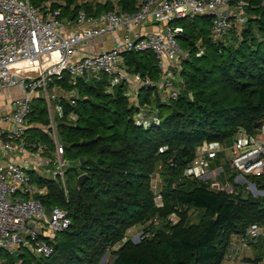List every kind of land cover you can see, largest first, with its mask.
I'll list each match as a JSON object with an SVG mask.
<instances>
[{"label":"trees","instance_id":"obj_1","mask_svg":"<svg viewBox=\"0 0 264 264\" xmlns=\"http://www.w3.org/2000/svg\"><path fill=\"white\" fill-rule=\"evenodd\" d=\"M146 1L30 0L42 10L49 2L68 17L80 9L94 16L113 9L132 13ZM246 1L251 16L241 32L232 30L219 41L210 34L211 15L172 21L182 26L177 42L187 52L171 69L178 75L174 99L163 101L154 86L142 85L136 104L129 100L125 81L112 84L105 74L90 77V83L80 77L72 84L67 74L52 80L51 87L78 91L74 104L59 99L61 110L55 115L66 163L64 183L58 174L28 173L44 189L35 197L45 208L65 210L70 223L45 237L52 254L27 260L21 254L23 264H100L107 251L112 259L103 264H225L234 234L243 235L252 224L264 226V194L254 203L253 194L233 182L236 172L225 178L231 167L228 161L221 164L222 153L212 165H224L217 179L233 184V191L212 189L209 180L185 174L203 142L228 144L240 129L253 135L264 125L254 127L264 121V0ZM123 64L130 76H160L150 50L124 53ZM28 124L29 147L43 143L44 154L50 155V117L40 96L31 102ZM155 172L161 179V207L153 200ZM82 173L86 178L78 188ZM251 180L264 190V175ZM244 191L247 200L240 198ZM192 212L197 221L191 220ZM134 226L139 228L132 232ZM138 232L140 238L133 242ZM263 236L252 245H261L259 253L245 259L251 264H264ZM0 259L15 264L7 249L0 251Z\"/></svg>","mask_w":264,"mask_h":264},{"label":"built area","instance_id":"obj_2","mask_svg":"<svg viewBox=\"0 0 264 264\" xmlns=\"http://www.w3.org/2000/svg\"><path fill=\"white\" fill-rule=\"evenodd\" d=\"M44 6L42 10L30 0H0V93L12 88L20 93L11 98L9 111L0 110V121L8 123L7 126L0 124V250L10 252L18 248L21 253L23 243L28 241L37 255L49 256L53 252V245L45 237H53L67 228L70 218L59 207L51 208L46 213L40 199L35 197L36 185L30 180L28 170L37 173L42 168L49 170L52 175L58 174L64 183L66 163L57 130H51L52 121L48 126L49 135L51 140V133L57 138L52 140L50 155L44 154L47 146L43 143L33 144L34 149L29 147L25 133L33 98H43L48 114L54 113L55 116L61 110L59 99L66 95L65 98L74 104L78 91L73 87L61 96L58 93L64 89L51 87L53 79L61 80L67 74L74 84L80 77L89 79L105 74L112 84L121 81L131 83L132 91L127 92L128 97L134 96L137 87L152 85L163 101L174 99L178 95V88L171 69L178 67L180 59L185 58L187 52L177 42L182 26L172 21L192 15H211L210 34L213 40L219 41L232 30L238 34L241 32L248 20L249 3L246 0H148L132 13L113 9L94 16L80 9L70 15L72 18L64 15L61 8L51 9L49 2ZM150 20L158 28L142 34L139 28ZM119 29L122 32L114 38L111 47L79 58L75 56L76 48L82 42L105 33L113 34ZM146 50L154 54L160 70L156 80L148 77L142 79L139 74L130 76L124 67V53ZM28 68H35V74L21 72ZM263 135L264 125L257 137L240 129L230 144L203 142L185 174L209 180L212 189L225 190L227 183L223 184L217 179L219 174L212 175L207 171L210 163L222 153L221 160H227L233 172L237 173L235 181L244 182L254 193L257 186L251 177L264 175ZM155 176L159 174L153 173L152 185ZM154 190V204L161 207L160 188L154 187ZM260 191L264 194L262 189ZM29 222H34L41 230L28 227ZM140 235L141 232L139 238ZM262 235L264 226H248L238 242L230 243L224 262L251 264L239 259L238 252L241 248L251 247ZM16 264L23 263L19 260Z\"/></svg>","mask_w":264,"mask_h":264},{"label":"crops","instance_id":"obj_3","mask_svg":"<svg viewBox=\"0 0 264 264\" xmlns=\"http://www.w3.org/2000/svg\"><path fill=\"white\" fill-rule=\"evenodd\" d=\"M87 1H89V0H87ZM112 1H115V0H112ZM89 2H91V1H89ZM157 28H158V25L156 23H154L153 21L150 20V21H147L145 24H143L139 28V31L142 34H144L146 32L154 31ZM121 32L122 31L119 29L117 32H115L113 34L105 33V34L100 35L98 37H95V38H93L91 40H87L85 42H82L81 44H79L77 46L76 51H75V56L77 58H79V57H82L84 55L97 53V52H99V51H101L103 49H107V48L111 47L112 41L114 40V38H116L118 35H120ZM85 79H87V78H85ZM131 86H132V84L131 83L130 84L128 83V90H127V92H131L132 91ZM138 90H139V88L137 87V90L134 93V96L129 97V99L131 101H133L134 103H136V104L138 103V100H137ZM13 91H15V92H13ZM59 91L60 90H58V92ZM60 92L62 94H64L66 92V90L60 91ZM17 94L19 95L20 93L16 89H14V88L9 89V90H3V91H1V93H0V110L3 111V112L9 111L10 108H11V106H10L11 98H13V96H16ZM139 117H141V115ZM0 124L1 125H4V126H7L8 125V123L5 122V121H0ZM28 126H29V124H28ZM262 139H264V135H263ZM225 160H226V158H225ZM213 162H214V160L210 163L209 168L211 167V165H212ZM226 162H227V160H226ZM222 163H223V161L221 160V164ZM223 167H224V165L223 166L222 165L221 166L219 165V167L216 168L215 171H222L223 170ZM152 183H153V181H152ZM153 185H154V187L156 189H159L160 188V186H161V179H160L159 176H155V181H154V184ZM239 236L240 235L234 234L232 236L231 243L234 244V243L238 242ZM238 253H239V255H238L239 259H246L248 257H254L255 256L253 254L252 246L249 247V248H241ZM19 254L21 255V253H19ZM19 260H20V257H19ZM0 263H3L2 260L0 261ZM225 264H227V263H225Z\"/></svg>","mask_w":264,"mask_h":264},{"label":"rangeland","instance_id":"obj_4","mask_svg":"<svg viewBox=\"0 0 264 264\" xmlns=\"http://www.w3.org/2000/svg\"><path fill=\"white\" fill-rule=\"evenodd\" d=\"M37 1H39V0H37ZM85 0H79V2H84ZM87 1V0H86ZM89 1H91V2H103V1H105V0H89ZM249 16H251V14L250 13H248V17ZM174 75V74H173ZM175 79H178V75H176L175 76ZM13 92H15V91H13ZM58 94H61L62 96H64L61 92H59ZM65 97H66V95H65ZM130 100V99H129ZM46 102V101H45ZM133 102V101H132ZM151 105H153V106H155V101H154V99H152V101H151ZM168 110H165L164 112H167ZM50 121H52V124H51V130H52V132H53V130H55L56 128V118H55V116H54V113H51L50 115ZM56 131V130H55ZM51 133V132H50ZM57 133V132H56ZM260 135V130L256 133H254L253 134V136H255V137H257V136H259ZM51 137H52V140H54L55 138H57V135H52V133H51ZM261 137V136H260ZM59 138V137H58ZM264 140V139H263ZM228 144H230V142L228 143ZM1 158V157H0ZM219 166H217V165H212L209 169H207V171H209V172H211L212 173V175H217V174H219L221 171H215V169L216 168H218ZM65 169H66V166H65ZM233 170L231 169L230 171H226L225 173H224V177L225 178H228V176H230L231 175V173H233L232 172ZM38 173H40L41 175H43V176H48V177H50L51 175H52V173L51 172H49V170H46V169H41ZM237 175V174H236ZM210 177H212V176H210ZM236 177V176H235ZM221 182V181H220ZM233 182H235L236 184H241L242 186H244L245 187V189H246V191H249V192H251L252 194H254L253 193V190L251 191L248 187H246V184L244 183V182H240V181H235V178H234V181ZM222 183V182H221ZM35 186V185H34ZM35 188H36V192H42L44 189H39L38 187H36L35 186ZM225 191H227L228 189L230 190V192L231 191H233V189H234V185L233 184H231L230 182H228L226 185H225ZM257 191H258V193H256V196H261L262 195V193H261V191H260V188H258L257 187V189H256ZM197 217H198V214H197V212H192L191 213V220L192 221H197ZM139 227H137V226H134L133 228H132V232H135L137 229H138ZM139 234H140V232H138V233H136L135 235H133L132 237H131V240L133 241V242H138V241H135V240H137V238H138V236H139ZM263 238H264V236H263ZM260 248H261V245L260 246H252V250H253V254L254 255H257L258 253H259V251H260ZM263 248H264V240H263ZM0 251H2V250H0ZM21 254H22V256H24V259H28L31 255H37L35 252H33V251H24V250H22V252H21ZM251 258H253V257H251ZM112 259V254H111V252L110 251H107V253H106V257H105V259H104V263L105 262H108V261H110ZM0 261H1V259H0Z\"/></svg>","mask_w":264,"mask_h":264},{"label":"water","instance_id":"obj_5","mask_svg":"<svg viewBox=\"0 0 264 264\" xmlns=\"http://www.w3.org/2000/svg\"><path fill=\"white\" fill-rule=\"evenodd\" d=\"M70 18H72V17H70ZM86 82L87 83H90V80L89 79H86ZM263 124H264V121L263 120H260L258 122H255L254 127L255 128H260ZM83 161H84V158L83 157L79 159V163L80 164H82ZM85 178H86V174L85 173H82V174H80L77 177V181L76 182H77L78 188L82 185V183L85 180ZM261 186L262 187L264 186V182H263V184ZM227 192H230V190L228 189ZM262 192H264V190H262ZM253 196L255 197V199L253 200V202L254 203H258L260 201V196H256V190L255 189H254ZM240 198L242 200H247L249 198L248 193L246 191L242 192V195H241ZM45 211H46L47 214L49 213V209L48 208H46ZM28 227H30V228H32V229H34L36 231H40L41 230V228L39 226H37L34 222H29L28 223ZM26 237H27V235H25V238ZM138 238H139V236H138ZM138 238L135 241H138ZM22 248H26L28 251H32V247H31V245L29 244L28 241H26L25 243H23ZM19 253H20V249H18V248L17 249H13V250L10 251V256H11V258L13 259V261L15 263H17L19 261V257H20V254ZM106 253L107 252H105V254L103 255V257L101 258L100 264H103L104 263V259L106 257Z\"/></svg>","mask_w":264,"mask_h":264},{"label":"bare ground","instance_id":"obj_6","mask_svg":"<svg viewBox=\"0 0 264 264\" xmlns=\"http://www.w3.org/2000/svg\"><path fill=\"white\" fill-rule=\"evenodd\" d=\"M21 72L25 73V74H35L36 69L35 68H28V69L22 70Z\"/></svg>","mask_w":264,"mask_h":264}]
</instances>
